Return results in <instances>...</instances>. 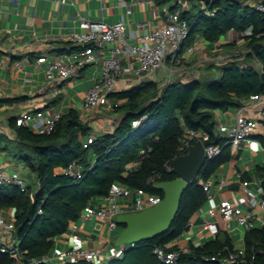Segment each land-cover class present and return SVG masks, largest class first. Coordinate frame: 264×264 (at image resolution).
Returning a JSON list of instances; mask_svg holds the SVG:
<instances>
[{
    "label": "trees",
    "instance_id": "1",
    "mask_svg": "<svg viewBox=\"0 0 264 264\" xmlns=\"http://www.w3.org/2000/svg\"><path fill=\"white\" fill-rule=\"evenodd\" d=\"M179 2L188 5L184 7ZM155 3L178 10L180 20L188 23L191 30L185 44H191L198 35L213 44L228 33L243 34L245 52L221 65L218 79L175 81L167 86L144 81L129 90L110 94L112 102L119 103L113 110L123 116L112 133L97 136L87 148H83V142L90 136V128L74 109L61 115L49 134L16 126L15 119L11 120L16 143L29 152L22 160L38 184L33 195L29 187L21 191L13 184L0 186V210H14L13 233L19 241V264H31L32 260L46 256L53 247V238L65 233L70 222L76 221L93 199L107 196L112 184L162 199L163 193L152 185L176 178L167 166L175 157L186 154L178 151L185 130L206 132L208 124L214 125V111L238 109L250 96H264V10L255 8L257 3L264 7V0H155ZM201 4H205L203 10L199 9ZM205 11L214 12V17L207 16ZM142 117L146 119L138 127L131 126ZM256 139L264 147V136ZM209 144L219 145L221 152L207 159L197 178L184 190L170 228L133 249L124 250L121 257L107 264H165L154 253L159 247L178 253L175 264H222V259L234 252L231 236L224 230L200 246L190 243L181 249L173 244L187 232V223L207 201L200 182H208L222 165L234 161L231 147L224 140H214L210 135L205 142ZM141 151L146 156L141 157ZM90 152L95 156L94 162L88 158ZM73 163L79 166L80 179L55 172ZM241 179L249 180L245 174ZM256 179L264 198V167L257 168ZM39 209L41 214L37 213ZM243 242L244 255L237 264H264V222L245 232ZM0 264H16V260L10 254H0ZM67 264L93 263L79 260Z\"/></svg>",
    "mask_w": 264,
    "mask_h": 264
},
{
    "label": "crops",
    "instance_id": "2",
    "mask_svg": "<svg viewBox=\"0 0 264 264\" xmlns=\"http://www.w3.org/2000/svg\"><path fill=\"white\" fill-rule=\"evenodd\" d=\"M185 3L182 2L181 6L186 7L188 4ZM82 20L110 24L123 22L126 35L132 36L151 32L164 24L166 18L161 14L160 7H157L155 1L0 0V138H6L19 151L10 152L9 155L0 151V167L10 177L23 176L27 187L28 176L31 173L22 159L27 157L29 152L21 150L16 143L17 138L11 127V120L25 113L43 111L46 116H52L63 115L74 109L80 119L88 124L90 135L96 138L105 133H112L123 116L108 107H98L87 112L83 110L84 98L89 89L100 81L104 62L110 55L112 45L95 48V61L83 64L79 54L84 47L68 39L69 35L82 32L79 27ZM235 37H237L235 34L228 33L218 42L211 44L204 41L201 35L196 36L191 44H185L182 51L185 61L177 68L173 81L220 78L222 64L217 58L227 56L231 59L246 50L244 43L230 45V40ZM187 46H193L194 52H186ZM42 57L46 62H38ZM58 60L64 61L72 68V74L65 80H61L57 72H53L52 79L47 78L48 63ZM129 64V60H121L123 67ZM163 74L165 70L159 72L156 79H163ZM144 81L153 80L148 75L139 76L128 72L117 82L115 92L129 90ZM159 84L162 86V83ZM110 100L112 101L111 98ZM239 109L214 111L213 132L216 137L230 128ZM245 112L257 120L264 117V96L259 106L246 109ZM31 126V122H26L25 127L32 130ZM258 136H261L260 132L256 137ZM232 155L233 163L222 165L208 180L213 198L206 201L203 208L192 217L190 221L193 227H189L185 234L173 242L179 248L186 249L190 243L200 246L214 238L205 235L201 231V225L206 221L205 211L219 201L228 200L244 210H250L241 186L243 181L241 175L248 176L249 180L244 181H248L250 187H257L259 183L256 179V170L264 167V147L254 141L245 150L237 154L232 152ZM14 157L19 158L21 162L14 163ZM88 158L91 162L95 161V156L91 152ZM32 178L35 180L34 176ZM35 186L38 188L37 183ZM133 191L129 189L125 196L117 199V203L121 206H130L135 198ZM88 207L106 208L107 201L105 197H97ZM250 212L256 226L262 225L264 211L255 208ZM0 213L13 220L14 210H0ZM217 221L223 230V223L219 218ZM119 231L120 228L110 230L106 222L99 219L84 222L80 215L76 221L70 222L65 233L53 238V247L46 257L50 262L57 264L67 249L76 247L98 251L99 257L95 258L93 264H107L105 259L120 249L112 246L113 238ZM228 234L231 236L234 249L244 248L245 231L237 226L236 222L232 223V230ZM3 238L7 243L17 239L14 233L2 235V240Z\"/></svg>",
    "mask_w": 264,
    "mask_h": 264
},
{
    "label": "built area",
    "instance_id": "3",
    "mask_svg": "<svg viewBox=\"0 0 264 264\" xmlns=\"http://www.w3.org/2000/svg\"><path fill=\"white\" fill-rule=\"evenodd\" d=\"M138 1L153 2L155 0ZM204 5L205 4H201L199 9L203 10L205 8ZM255 8L258 11L264 10L261 3L255 4ZM160 12L165 16L166 21L149 33L127 36L123 22L110 24L103 21L82 20L79 25L82 32L68 36L70 42L84 47L79 54V58H81L83 64H91L95 61V48L112 45L110 48V55L104 62L100 81L89 89L84 98V111L87 112L98 107L116 108L119 103L112 102L109 95L115 92L117 82L128 72H133L139 76L148 75L152 78L153 82H160L162 86H167L174 82L173 77L177 73V68L185 61L182 51L191 28L186 21L180 20L178 10L172 11L169 6H163L160 7ZM205 14L214 17V12L205 11ZM236 36L237 37L234 39L232 38L230 42L235 41L238 44H243V34ZM185 51L192 53L194 52V47L187 46L185 47ZM122 59L129 60L130 64L123 67L121 65ZM228 59L227 56H222L217 58V61L224 65L227 63ZM38 62L43 63L46 61L45 58L42 57L38 59ZM71 69L72 68L62 60L50 62L46 70L47 78L52 79L53 72H57L59 78L65 80L72 74ZM163 70H165L163 79H156V75ZM262 100L263 96H250L242 107H240L230 128L222 135L217 136V138L224 140L226 144L230 145L231 151L235 154L248 148L254 141L260 143L255 140L259 132L261 136H264V117L257 120L249 117L245 112L246 109L259 106ZM60 116V114L46 116L43 111H37L32 114L25 113L17 117L15 122L16 126H25L26 122H31L32 126L30 128L33 131L49 134ZM145 119L146 117H142L140 120L133 121L131 126L136 128ZM184 134L185 136L181 140V145L178 149L179 152H187L188 147L193 145L190 144L191 141H194V143L200 141L204 145V152L207 159H212L220 154L221 148L219 145H205V142L210 140V135L208 133L185 130ZM94 139L93 136H88L83 142V148H87L88 145L92 144ZM149 151L150 150H148V152ZM140 154L141 157L146 156L145 151H141ZM167 168L170 171L169 165ZM55 172L63 173V175L72 177L73 179L81 178L79 166L75 163L69 165L65 170H56ZM200 183L203 185V189L206 192L207 201H211L213 197L210 193V182ZM7 184H13L20 188L21 191H25L27 188L23 176L17 175L10 177L5 173L4 169L0 167V186ZM220 185H222V181ZM241 186L246 194L245 200L250 210L259 208L264 211V198H262L263 190L260 184H258L256 188H252L248 181L243 180ZM128 190L129 189L124 186L112 184L108 195L105 196L107 207L93 209L87 206L80 214L82 220L84 222H90L94 219H99L106 222L110 230H115L117 224L114 220L118 214L141 211L145 208L155 206L161 201V198L158 196L149 195L142 190H134L135 198L133 203L130 206H121L117 203V199L125 196ZM250 210H244L237 204L235 205L228 200H221L205 211L206 221L201 225V231L207 236L215 237L221 230L217 221V218H219L223 223L222 229L224 231L231 232L232 223L236 222L237 226L247 232L256 226L255 219ZM37 213L41 214V209H39ZM186 227H193L191 221L187 223ZM13 231V220H9L0 213V254L15 255L20 259L18 239L10 240L9 243L5 242L4 238L2 240V235L13 234ZM124 250L125 247H120L110 258L105 259V262L113 258H119ZM154 253L157 258L165 264H175L178 257V253L167 252L164 247L155 248ZM243 255V249H234V252L229 253L222 259V264H237L239 260L243 258ZM96 257H99L98 251H87L81 248L71 247L63 253L57 264H67L68 262H76L79 260L93 263ZM44 262L54 264L50 262L46 256L34 259L30 263L40 264Z\"/></svg>",
    "mask_w": 264,
    "mask_h": 264
},
{
    "label": "water",
    "instance_id": "4",
    "mask_svg": "<svg viewBox=\"0 0 264 264\" xmlns=\"http://www.w3.org/2000/svg\"><path fill=\"white\" fill-rule=\"evenodd\" d=\"M254 50L257 51V47ZM206 133L217 139L211 123L206 126ZM206 161L204 145L200 141L188 147L186 154L175 157L169 167L176 178L152 185L163 193L160 203L141 211L118 214L114 221L121 229L115 234L112 246L133 249L140 242L165 233L178 213L182 193L197 178ZM12 258L16 264L20 263L17 256Z\"/></svg>",
    "mask_w": 264,
    "mask_h": 264
},
{
    "label": "rangeland",
    "instance_id": "5",
    "mask_svg": "<svg viewBox=\"0 0 264 264\" xmlns=\"http://www.w3.org/2000/svg\"><path fill=\"white\" fill-rule=\"evenodd\" d=\"M193 2V1H192ZM191 2V3H192ZM188 3H190V2H188ZM190 3V4H191ZM0 151H4L6 154H10V152H13V153H17V152H19L18 150H17V148H15V146H13L12 145V143H9L8 142V140L6 139V138H0ZM13 161H14V163H17V164H19V158H17V157H14L13 158ZM21 162V161H20ZM32 176L33 175H29L28 176V186H29V189H30V192H31V195H33L34 193H35V191H37V186H35L36 185V179L34 180L33 178H32Z\"/></svg>",
    "mask_w": 264,
    "mask_h": 264
}]
</instances>
